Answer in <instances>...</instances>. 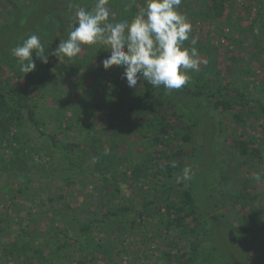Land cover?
<instances>
[{
    "label": "rangeland",
    "instance_id": "obj_1",
    "mask_svg": "<svg viewBox=\"0 0 264 264\" xmlns=\"http://www.w3.org/2000/svg\"><path fill=\"white\" fill-rule=\"evenodd\" d=\"M18 1L26 7L33 0ZM216 1L222 5V16L215 13ZM117 5L106 7L117 9ZM9 9L6 0H0V26L7 21ZM179 11L192 25L190 48L202 44L209 47L208 54H199V70L209 58L218 64L220 73L212 80L214 87L231 84L264 101V0H182ZM109 14V22H120L113 7ZM66 17L53 16L54 27L42 26L46 37L40 40L48 62L33 58L36 68L24 78L11 68L14 61L0 62V86L26 93L29 102L37 104L42 129L56 132L65 142H82L86 130L92 129L107 149L105 154H112L113 163L111 167L98 164L87 144L73 152L61 151L28 120L14 128L11 135L17 139L13 146L0 144V264H40L35 252L12 256L4 251L3 244L30 241L33 248L47 252L57 236L74 242L79 231L76 218L88 220L94 212L102 217L108 203L120 213L93 230L95 242L107 243L106 254L94 245L83 251L81 242H74L60 264H81L82 259L85 264H184L181 255L189 243L182 229L167 226L165 198L180 200L187 187L202 212L198 220L193 218L199 211L186 220L188 230L191 227L200 234V222L207 228L206 242L201 246L205 253L197 264L202 259L205 264H264L261 109L254 102L235 103L227 110L209 103L216 125L203 120L199 112L201 121L192 127L191 141H184L181 126L188 124L187 115L166 98L151 99L152 106L160 110L159 118L169 119V132L163 139L166 143L152 146L153 130L148 129V123L143 124L148 120L153 125L159 118L150 109V102L138 104L145 89L143 80H138L136 88H129L122 78V66L105 70L102 62L111 54L106 45H83L81 53L71 59L59 60L53 54L73 30L72 21ZM192 36L198 37L195 44ZM1 38L0 45L8 35ZM194 79L190 73V81ZM159 93L158 89L157 96ZM106 100L123 107L109 116ZM70 117L74 118L72 123ZM245 147L247 153L242 152ZM173 152L177 163L183 168L191 166L194 173L185 186L179 187L178 198L172 191L162 196L161 185L166 178L154 174L157 164L165 163ZM136 164L147 169V175L135 178ZM170 218L177 223L174 215ZM240 224L253 230L234 235L233 227ZM110 252L113 255H108Z\"/></svg>",
    "mask_w": 264,
    "mask_h": 264
},
{
    "label": "trees",
    "instance_id": "obj_2",
    "mask_svg": "<svg viewBox=\"0 0 264 264\" xmlns=\"http://www.w3.org/2000/svg\"><path fill=\"white\" fill-rule=\"evenodd\" d=\"M6 2L10 6L8 12L9 17H7V21L0 26V39H2L1 37H5L7 35L8 39L4 38V42L2 45H0V62L14 61V64L11 66V68L17 71L19 77L24 78L25 74L20 70L17 58L12 55V49L21 45L26 38L33 34L38 35L39 38L46 37V34L43 33V27L48 28L55 26L52 20L53 16L65 14L72 21L74 28L76 24L75 13L80 10L92 11L95 8L97 0H33L32 2L28 3L26 7L22 6L18 0H6ZM110 3L112 5L118 4L117 9L115 6H111L109 7L108 11H111L113 7L115 10L114 17L119 18L120 22H131V20L137 15L138 9H143L146 7V0H110L106 5ZM40 7L41 12L39 11ZM213 7L216 11L215 13L218 16H222V5L218 1L215 2ZM109 21L111 20L109 19ZM67 35H65L66 39L68 38ZM185 43L187 45L184 47L190 48L188 41H185ZM194 47L198 49V54L205 55L210 51L209 47L204 44ZM36 57L37 56L35 52H33V58ZM206 62V66H202L200 70L190 72L196 79L191 81L189 80V82L179 90H173L169 92L163 87V85L160 87H153L146 80H143L145 89L138 104H146L145 102H150V109L157 113V118H159L158 114L160 113V110H157L152 106L150 101L151 99H157V101H160L161 99L166 98L174 107L180 108L181 111H183L188 117V124L181 126V137L184 139V141H191L192 127H197L201 121L197 118V114L199 112L203 114V120L207 119L211 120L214 124L216 123L214 116L209 113V103L215 105L216 107H222L223 109L227 110L235 103L246 105L250 102H254L261 109L262 115L264 117V101L254 94H246L239 87L231 86V84L214 87L212 80L218 76L220 69L218 68L217 62L212 60V58H209V60ZM28 75L29 78L32 77L31 74ZM158 89L160 90V96H157ZM231 92L234 94L232 97H230L232 95ZM105 105L108 107L107 114L109 116L114 115L116 112L118 113V111L123 107L109 100L105 101ZM158 106V109H160L161 105ZM68 119L70 123H72L74 120L73 117ZM25 120H28L37 129L41 136L47 137L52 145L54 147H59L61 151L63 150L65 153L73 152L75 147H82L83 144H87L90 146L92 157L98 161V164L103 163L111 167L113 163L111 157L112 154L109 153L108 156L105 154V149L103 148L100 139L91 133L93 131L92 129L86 130V138L82 142H65L59 138L56 132H47L42 129L41 121L38 116L37 104H31L28 97L26 96V93H22L17 89L1 85L0 128L2 129L1 131L3 132V135L0 139V144L6 142L7 146L12 147L13 142L17 139V137L16 135H11V133L13 132L14 128L20 127ZM168 120L169 119L166 120L163 117H160L159 120L154 122L155 124L153 125L148 122V120H145L143 126L148 123V129L151 131L153 130L150 141L152 146L156 147L162 143H166L163 139L165 134L169 132ZM140 131L143 134L145 132L142 130V126H140ZM173 139L174 138H172V140ZM243 144L245 145V142H243ZM81 150L83 151V149ZM242 152L247 153L248 149L245 147ZM175 153L176 152H173L171 157H169L165 163H158L157 170L154 172V174H162L166 178L161 185L163 189L162 196L168 191L175 193L177 198L181 197L182 195L180 200L179 198L173 200L165 198L167 201L166 207L169 216L167 226L170 227V225H175L176 227L182 229V232H184L186 235L184 238L189 243V249L183 252L181 255V260L184 261V264H197L196 260L200 259L205 253V248L202 249L201 246L203 242H206L205 233L207 228L202 222H200L198 229L201 230V232H199L200 234H198L197 229L190 227L188 230L189 224L186 220L189 217H192L196 211H199V214L193 218L198 220L199 215L202 214V212L200 211L197 199L195 198L191 188L187 187L183 189L181 195L179 193V187L182 188L185 186L186 182L177 183L176 181V177L178 176L177 173L183 167L181 162L177 163ZM177 153H180V150H178ZM164 156L166 155L164 154ZM173 162H175L176 167L172 166ZM146 170L147 169H144L141 164H136L133 168L134 177L139 179L143 175H147ZM105 206H107V208L106 211L103 212L102 217H98L97 213L94 212L95 214L93 217L88 220L76 218L79 231L77 238L74 239V242H81V250L85 251V249H88L94 245L97 246L96 249L98 251L106 254V248L108 246L107 243L95 242L93 230L97 225L109 220L110 217H117L120 211L117 208H112L109 203ZM120 209L122 210V208ZM172 215H174L173 219L176 220V224H174L173 220L170 218ZM2 230L3 227L0 225V237ZM252 230L253 228L250 225L245 224L235 225L233 227L234 235ZM65 234L67 235L68 233L65 231ZM192 236L194 238H191ZM81 238H83L84 241L81 240ZM56 239L57 240L53 242L51 249L47 252L41 247L33 248V245L30 241H24L23 243L16 241L9 244H3V249L12 256L28 255L30 252H35L41 259L40 264H60L66 258V254L64 252L70 246H73L74 242H71L70 240H62L58 236ZM1 244L2 241L0 240V245ZM111 249H113L112 246L109 250L111 251ZM211 254L212 252L209 253V255ZM108 255H113V253L110 252ZM79 262L81 264H85L86 260L82 259L79 260ZM199 264H205L203 259Z\"/></svg>",
    "mask_w": 264,
    "mask_h": 264
},
{
    "label": "clouds",
    "instance_id": "obj_3",
    "mask_svg": "<svg viewBox=\"0 0 264 264\" xmlns=\"http://www.w3.org/2000/svg\"><path fill=\"white\" fill-rule=\"evenodd\" d=\"M182 0H146L131 22H109L107 0H97L92 11L75 13L76 24L54 51L59 60L76 57L83 45L104 44L110 56L103 60V68L123 67L122 78L129 88H136L138 80H146L153 87L169 92L179 90L190 80V72L198 71L202 63L196 47H184L192 33V25L179 11ZM198 37L192 36V44ZM33 52L43 62L48 55L38 35H31L12 49L20 70L26 75L35 70ZM107 153V149H105ZM176 167L175 162L172 164ZM194 173L191 166L182 169L177 183L190 181ZM256 179H260L259 176Z\"/></svg>",
    "mask_w": 264,
    "mask_h": 264
}]
</instances>
